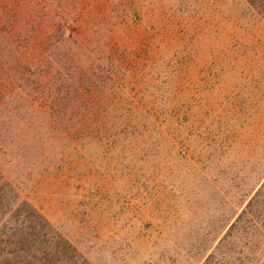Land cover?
Wrapping results in <instances>:
<instances>
[{"label":"rangeland","instance_id":"1","mask_svg":"<svg viewBox=\"0 0 264 264\" xmlns=\"http://www.w3.org/2000/svg\"><path fill=\"white\" fill-rule=\"evenodd\" d=\"M51 1L97 89L82 94L81 133L60 136L34 82L6 89L5 178L90 264H264V13L247 0Z\"/></svg>","mask_w":264,"mask_h":264},{"label":"trees","instance_id":"2","mask_svg":"<svg viewBox=\"0 0 264 264\" xmlns=\"http://www.w3.org/2000/svg\"><path fill=\"white\" fill-rule=\"evenodd\" d=\"M247 1L264 13V0ZM71 30V21L55 9L54 1L0 0V110L6 98L16 95L6 89L15 84L23 91L34 82L36 96L41 102L52 98L60 118L57 127L56 118L43 119V124L54 126L58 136L62 128L70 134L81 133L87 105L82 94L97 89V66L81 64L89 59L88 51L74 41ZM95 107L96 103L91 105L93 112ZM246 214L230 228L227 238L233 237L232 244L243 231L240 223ZM233 258L227 257L231 262ZM0 264H90L1 170Z\"/></svg>","mask_w":264,"mask_h":264}]
</instances>
